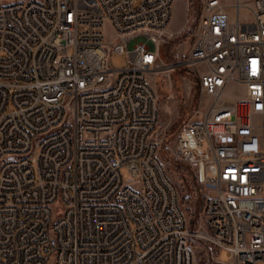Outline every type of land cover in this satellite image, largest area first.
Instances as JSON below:
<instances>
[{"label":"built area","instance_id":"2783aa9c","mask_svg":"<svg viewBox=\"0 0 264 264\" xmlns=\"http://www.w3.org/2000/svg\"><path fill=\"white\" fill-rule=\"evenodd\" d=\"M174 2L0 3V264H195L192 238L226 252L217 264H264V0L202 6L188 64L210 104L173 154L205 191L203 231L161 157L149 79Z\"/></svg>","mask_w":264,"mask_h":264},{"label":"rangeland","instance_id":"374dc122","mask_svg":"<svg viewBox=\"0 0 264 264\" xmlns=\"http://www.w3.org/2000/svg\"><path fill=\"white\" fill-rule=\"evenodd\" d=\"M224 1L234 3L235 0ZM204 2L205 0H175L173 18L160 45L159 63L149 75L159 99V134L164 143L169 145L163 146L161 157L165 160L172 179L178 185L182 199H189L187 203L190 205L202 204L205 191L201 189L202 185L194 168L177 160L173 149L180 127L197 118V114L210 104V98L201 89L197 71L188 64ZM234 10L230 8L229 12L234 13ZM105 29L106 40L111 41L114 31L109 23H106ZM110 65L114 69L125 68L129 66V57L126 54L112 52ZM198 69L203 71L204 66L201 65ZM226 96L231 101L243 98L244 88L232 85ZM124 177L127 178L128 174L125 173ZM183 207L186 211V205ZM197 222L195 226L190 224L191 230L203 231L202 215ZM190 242L195 253V264H217L216 259L228 261L226 252H222L210 242L200 238H192Z\"/></svg>","mask_w":264,"mask_h":264},{"label":"trees","instance_id":"16d2710c","mask_svg":"<svg viewBox=\"0 0 264 264\" xmlns=\"http://www.w3.org/2000/svg\"><path fill=\"white\" fill-rule=\"evenodd\" d=\"M169 163L171 164V162H169ZM201 189L204 191L202 186H201ZM188 200H186V199L183 200V206L186 205V211L185 212H187L186 214H188V216H189L190 224L195 226V225H197V223H198L197 221L200 220V217L202 215V212H203V209L205 206V199H204V202L202 204H197V205L188 204L187 203Z\"/></svg>","mask_w":264,"mask_h":264}]
</instances>
